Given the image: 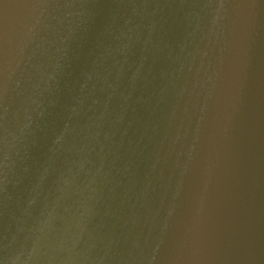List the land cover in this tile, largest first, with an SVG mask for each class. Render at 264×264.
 <instances>
[{"label": "water", "instance_id": "95a60500", "mask_svg": "<svg viewBox=\"0 0 264 264\" xmlns=\"http://www.w3.org/2000/svg\"><path fill=\"white\" fill-rule=\"evenodd\" d=\"M0 264H264V0H0Z\"/></svg>", "mask_w": 264, "mask_h": 264}]
</instances>
